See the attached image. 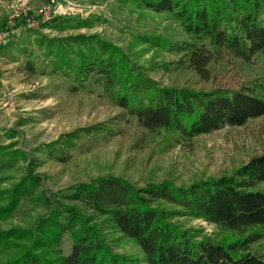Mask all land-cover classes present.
Masks as SVG:
<instances>
[{
    "label": "trees",
    "instance_id": "16d2710c",
    "mask_svg": "<svg viewBox=\"0 0 264 264\" xmlns=\"http://www.w3.org/2000/svg\"><path fill=\"white\" fill-rule=\"evenodd\" d=\"M117 2L130 14L148 11L166 20L160 31L157 22L156 29L134 31L132 41L147 47L142 54L156 48L175 55L172 62L161 61L163 68L190 72L202 85H163L99 34L50 37L28 28L11 33L0 56L36 75L63 80L70 94L98 87V96L120 109L118 120L134 118L148 136H160L168 145L264 116V77L225 84L214 80L210 65L264 56V0ZM96 20L100 17L77 20L72 28H89ZM70 22L55 17L41 26L62 31ZM108 135L111 130L95 123L62 133L37 151L64 163L73 151L86 152ZM16 144L0 143V221L12 217L22 200L42 212L31 226L0 227V264H264V253L250 247L264 240V146L231 172L187 185L163 180L139 187L122 176L102 175L63 194L43 188L32 168L41 160L27 158ZM20 158L27 162L24 173L4 186ZM178 217L202 219L229 234L219 241L200 237ZM66 234L68 254L61 249ZM115 234L133 240L142 257L114 252Z\"/></svg>",
    "mask_w": 264,
    "mask_h": 264
},
{
    "label": "rangeland",
    "instance_id": "374dc122",
    "mask_svg": "<svg viewBox=\"0 0 264 264\" xmlns=\"http://www.w3.org/2000/svg\"><path fill=\"white\" fill-rule=\"evenodd\" d=\"M49 6L57 13L35 27H28V20L37 19L36 11ZM21 14L14 16L15 12ZM100 17L92 27L72 28L77 20ZM55 17L71 19L70 28L62 31L42 27ZM161 21L163 23H161ZM168 22L148 11L130 14L118 6L117 0H0V31L15 34L29 29L41 30L52 36L75 34H99L130 54L132 60L145 66L148 75L163 85L177 84L198 88L202 81L185 70L171 66L164 69L163 62H172L176 56L161 49H150L134 43V31L156 29ZM2 46V45H0ZM214 80L239 85L247 78L264 77V56L252 62L238 59L212 62ZM0 143L17 142L15 148L41 160L32 166L41 176V184L49 192L62 191L75 183L88 182L102 175L122 176L136 186L149 182L169 180L176 185H187L199 178L218 177L229 173L252 155L262 152L264 146V116L250 119L242 126H224L213 132L195 136L189 141H177L171 145L154 134L140 128L134 118L118 120L119 108L98 96L94 91L70 94L61 79L53 81L48 76L36 75L23 70L20 62H11L0 56ZM64 85V86H63ZM102 122L112 135L101 137L86 152L75 150L64 163L54 162L40 154L37 149L57 139L62 133ZM14 132L13 137H9ZM27 162L19 159L18 165L8 172L9 186L24 173ZM42 212L32 204L21 201L12 217L0 221V227H28L34 224ZM176 221L200 237L219 241L229 232L216 224L202 219L178 217ZM113 251L133 258H141L142 251L131 239L115 234ZM252 249L264 253V240L251 243ZM64 254L71 249L66 234L61 243Z\"/></svg>",
    "mask_w": 264,
    "mask_h": 264
},
{
    "label": "built area",
    "instance_id": "2783aa9c",
    "mask_svg": "<svg viewBox=\"0 0 264 264\" xmlns=\"http://www.w3.org/2000/svg\"><path fill=\"white\" fill-rule=\"evenodd\" d=\"M57 13V9L53 8L52 10H50L49 6H41L38 8V10L36 11V15H37V19L32 18L30 20H28V27H35L37 26L39 23L47 20V18L52 15ZM21 14V12H15L14 16H17ZM10 37V32H5V31H0V45H4L8 39Z\"/></svg>",
    "mask_w": 264,
    "mask_h": 264
}]
</instances>
